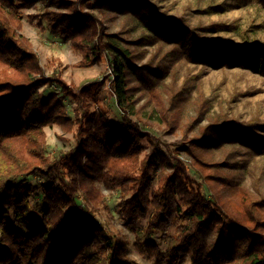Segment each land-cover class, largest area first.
I'll return each mask as SVG.
<instances>
[{"label":"trees","instance_id":"16d2710c","mask_svg":"<svg viewBox=\"0 0 264 264\" xmlns=\"http://www.w3.org/2000/svg\"><path fill=\"white\" fill-rule=\"evenodd\" d=\"M121 1L0 0V264H139L128 255L126 241L95 218L108 210L99 184L120 193L118 214L131 231L141 230L135 248L155 264H180L185 257L189 264H264V196L244 185L248 159L234 165L215 156L225 142L264 154V121L244 124L223 116L199 135L185 133L179 148L165 150L143 130L134 99L136 91L148 96L171 131L176 127L168 104L180 108L178 97L172 86L166 100L161 86L169 74L175 76L177 61L225 63L264 75V43L208 42L187 19L165 17L149 0H132L131 9ZM249 1L264 8V0ZM39 4L42 12L31 19L70 42L82 56L78 66L92 67L104 54L114 61L110 83L122 113L119 122L94 108L104 102L107 81L77 91L59 82L60 92H45L53 79L44 76L31 42L21 34L23 10ZM87 9L131 11L150 31L135 43L172 48L138 66L139 53L123 46ZM67 97L76 103L73 117ZM199 108L195 122L209 102L202 98ZM54 126L76 138L72 154L47 155L46 128ZM146 142L153 148L148 153ZM142 221L147 226L141 227ZM157 233L167 242L165 250L151 241Z\"/></svg>","mask_w":264,"mask_h":264},{"label":"rangeland","instance_id":"374dc122","mask_svg":"<svg viewBox=\"0 0 264 264\" xmlns=\"http://www.w3.org/2000/svg\"><path fill=\"white\" fill-rule=\"evenodd\" d=\"M149 1L155 4L159 11L165 14V17H184L187 19L190 28L197 29L200 38L208 42L223 39L232 45L253 42L264 43V8L254 1ZM121 2L125 8H132V0H122ZM87 10L104 22L108 33L117 34L121 38L119 41L123 46L133 50V53H139L136 60L138 66L145 64L155 55H162L163 52L172 48L173 44H168L163 47V51H159L158 44L144 43L140 46L135 43L142 36L150 34V31L131 11L108 9L105 10V13H101L98 9ZM40 12H42L40 4L23 10L21 34L31 42L43 67L44 76L53 79L52 87L45 88V92H60L61 85L59 82L70 87L72 91H77L90 83L107 81L104 102L100 106H94V108L107 111L113 121L119 122L122 113L117 106L110 83L114 79V61L109 59L108 54H104L103 60L92 67L83 68L78 66L82 56L73 50L71 43L52 35L48 30L40 29L38 26L40 21L35 18L31 19V16ZM41 23L46 25L45 21H41ZM213 23H220L222 26L217 31L205 29ZM175 70V76L172 77L169 74L165 79V85L161 86L166 100L168 99L166 92L172 86L175 95L178 97L177 102L180 108H170L168 104L170 121L176 127L171 129L172 132L167 127L168 121L166 119V122L161 120V116L163 117L162 109H158L148 101V96L142 91L134 93L136 109L139 110L138 116L143 119L141 126L149 134L154 144H160L165 150L170 149L173 151L179 148L185 133L189 137L199 135L201 129L210 122L223 119V116L228 119H237L244 124L255 122V120L264 121V75L236 65L228 66L224 63L220 67H213L210 65L205 66L200 62L182 60L175 63ZM55 79L59 81H55ZM131 86L134 88L138 86L136 80H133ZM178 92L185 93L183 95L184 102L178 96ZM202 98L209 102V109L207 113L203 114V118L199 119L200 121L198 120L199 122H195L194 119L198 117L199 104ZM64 103L70 116L73 117L76 103L68 97L65 98ZM46 134V153L51 159L59 158L62 153L72 154L77 146L76 138L72 134L65 133L57 126L47 127ZM215 137H217V134H215ZM145 147L146 153L153 149L152 145L147 142ZM248 150L239 146V144L225 142L222 149L215 151V156L219 162H223L228 157L229 162L234 165H239L245 162V159H248V164H245L247 171H244V185L256 196H264V154ZM180 154L183 160L190 161L184 152ZM157 158L159 159V156ZM99 186L107 198L108 210H101L95 216L97 221L102 223L111 233L126 241L128 255L132 259L139 264H155V258H149L147 255L142 256L135 248L141 230L131 231L127 228L126 221L118 214V208L122 200L120 193L111 192L102 184H99ZM203 193L205 197L211 198L207 191L204 190ZM36 201H33L34 205ZM140 226H147V221H142ZM151 241L158 244L161 250L166 249L167 242L163 239L162 234H154ZM180 264H189L188 258L182 259Z\"/></svg>","mask_w":264,"mask_h":264}]
</instances>
